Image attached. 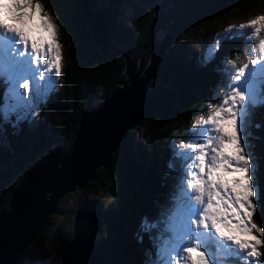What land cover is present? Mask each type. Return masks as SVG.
Returning a JSON list of instances; mask_svg holds the SVG:
<instances>
[{"label":"trees","instance_id":"trees-1","mask_svg":"<svg viewBox=\"0 0 264 264\" xmlns=\"http://www.w3.org/2000/svg\"><path fill=\"white\" fill-rule=\"evenodd\" d=\"M149 1L145 0V4ZM121 2L110 0L105 5L102 0H41L44 11L62 24L65 62L61 100L60 104L43 105L40 119L44 117V122L37 128L28 129L23 122L18 130L5 125V131L0 133L3 140L0 143V218L9 212L15 189L48 152L56 151L58 144L61 156L69 151L76 139L81 115L100 107L120 88L117 82L127 76L129 63L134 62L138 69L144 62L146 68L152 55L153 36L168 34L173 35V40L158 76L146 85L144 111L127 128L121 145L110 153L105 166L94 170L92 180L57 201L43 231L26 246L17 264L35 259L43 248L44 232L53 225L52 220L58 214L62 223L56 226L54 233L52 264H63L62 252L75 239V217L80 212L87 219L82 223L85 232L76 235L71 257L80 240L96 250L100 264H149L150 255L156 258L155 244L163 245L169 238L170 233L164 231L167 225L161 224L160 228L146 232L141 230V222L145 217L156 220L163 208L174 207L172 196L181 179L179 161L174 162V142L180 145L185 138L193 139L194 132L201 131L197 124L188 126L185 131V124H191L195 115L222 93L224 83H229L226 75L229 64L224 57L206 66L201 64L197 60L199 56L187 47L186 36L202 25L210 28L213 23H226L234 12L242 16L254 8L264 10V0H156L151 6L133 4V13H126ZM64 7H69L70 11L63 10ZM86 7L101 20L100 35H96ZM97 37L108 49L106 53ZM5 86L4 81H0V97ZM206 96L208 99L204 100ZM252 112L248 117L251 118L248 143L255 156L254 182L258 189L253 220L264 228V107ZM22 126L27 133L23 134ZM140 128L142 138L135 139ZM189 132L191 136H187ZM170 163L174 166L169 167ZM101 190L104 193L100 194ZM107 193L110 200L101 196ZM72 199V207L61 209L58 206ZM176 211L181 213L178 206ZM92 221L98 224L96 228L90 227ZM172 223L175 231L174 221ZM86 237H90L91 242H86ZM259 251L261 264H264V247Z\"/></svg>","mask_w":264,"mask_h":264},{"label":"snow or ice","instance_id":"snow-or-ice-1","mask_svg":"<svg viewBox=\"0 0 264 264\" xmlns=\"http://www.w3.org/2000/svg\"><path fill=\"white\" fill-rule=\"evenodd\" d=\"M37 17L40 23L34 24ZM35 28L41 30L39 38L32 35ZM246 28H252V33H245ZM262 31L264 15L232 25L218 34L215 49L209 48L203 57L204 63L210 62L222 40L237 37H246L249 51L255 56L250 61L252 69L248 77L245 78V70L249 64H244L232 77L240 83L229 84L224 96L210 105L207 118L202 117L209 127L194 132L193 141L187 145L195 155L175 154L181 179L172 196L174 207L163 208L159 218L145 217L141 223L142 231L166 224L164 231L170 233L163 246L157 243L156 258L150 255L149 264H240V261L261 264L259 249L264 247V228L251 222L255 212L253 198L258 189L254 182L255 156L248 143V117L253 106L264 104V89L258 90V82L264 83V63L258 65L264 61ZM61 61L58 26L44 11L40 0H0V81L7 85L0 97V133L5 131V125L16 127L28 119L60 74ZM258 66L261 76L257 79L254 74ZM45 72L53 74L41 85L37 76L44 80ZM29 91L31 96L27 95ZM173 166L170 163L169 167ZM185 184L197 193L196 204L191 203L192 194ZM177 206L183 223L178 231H173Z\"/></svg>","mask_w":264,"mask_h":264},{"label":"water","instance_id":"water-1","mask_svg":"<svg viewBox=\"0 0 264 264\" xmlns=\"http://www.w3.org/2000/svg\"><path fill=\"white\" fill-rule=\"evenodd\" d=\"M96 40L106 53L108 49L102 41L98 37ZM172 40L173 35L166 34L159 39L154 35L152 55L146 68L144 62L137 69L134 62L128 61L127 76L117 82L120 88L100 107L86 110L81 115L77 136L69 151L61 156V146L56 145V151L48 152L15 189L9 212L0 218V264H17L26 246L43 231L57 201L67 192L84 186L98 166L107 164L104 162L121 145L127 128L144 111V90L149 80L158 76ZM83 219L86 218L81 212L75 217L77 236L85 232L84 229L83 233L79 231ZM76 235L62 252L63 264H71V247L77 240ZM90 240V237L85 239L86 242ZM80 242L78 240L77 244ZM73 254L77 261L82 258L77 248ZM94 256L85 258L83 262L80 260L78 264H88Z\"/></svg>","mask_w":264,"mask_h":264},{"label":"rangeland","instance_id":"rangeland-1","mask_svg":"<svg viewBox=\"0 0 264 264\" xmlns=\"http://www.w3.org/2000/svg\"><path fill=\"white\" fill-rule=\"evenodd\" d=\"M84 1H86V0H84ZM129 1H132V2H129ZM154 1H156V0H150L148 2V4H145V0H122L121 4L123 6L124 12L133 13V10H134L133 4L139 3L140 5L151 6V4ZM40 2H41V0H40ZM102 3L107 5V4L110 3V0H102ZM150 8H149V10H150ZM62 9L63 10L67 9L68 11H70L69 7H67V8L64 7ZM86 9H87V7H86ZM87 13H88V16L93 19L94 30L96 31V35L97 34L100 35L102 33V31H103V24H102L101 20L98 17H95L93 14H91L88 11V9H87ZM260 15H264V10L262 8H254L253 10L249 11V13H247L246 15H242V16H239L238 12H234V13L231 14V16L227 17L226 23L218 24V25L213 23L212 26H210L209 23H207L210 26V28H207V25H205V26L202 25L199 28H196V29L192 30L186 36V40H185L186 41V45L190 49V51L192 53H195L197 56H199V57H197L198 62H200L201 64H205V66H206L207 63L203 62V57H204L205 53L208 52L209 48L215 49V47H216L215 40H216L218 34L224 33L225 30L228 29L232 25L238 26L240 24H244L247 21H250V20H252V19H254V18H256L257 16H260ZM52 19H53V22L58 26V43L61 46V55H62V47H63V45L61 43V37H62L61 28H62V24L56 18H52ZM33 23L34 24H39L40 23L39 17H37V19ZM252 31H253L252 28H246L244 30V32L248 33V34L252 33ZM40 34H41V30L40 29H38V28L33 29V31H32V35L33 36H36L37 38H39ZM44 35L46 36L47 33H44ZM165 35L166 34L157 33L156 34V38L159 39V38H161V37H163ZM260 36L262 38H264V31H262L260 33ZM240 38H242V37H237V38L230 39V40H227V41H223L222 40L220 42V44H219V50L215 51L214 58L211 59V61H213V62L214 61L218 62V59L220 57H224L223 59H224L225 63L229 64L228 69L226 70L227 78H229L228 85L229 84H239L240 83V81H236V80L232 79V77H234L236 74H238L239 69L241 67H243V65L246 64L249 61V69L245 70L246 71V77L245 78H247L248 75L251 73V69H252V65H251L250 61H251V59L255 58V56L252 55L250 53V51H249L250 44H246V37H243L242 39H240ZM240 40L241 41L245 40V42L241 43ZM253 43H256V41L253 40ZM222 54H225L226 56H222ZM256 54H259V53H256ZM64 62L65 61H64V59L62 57L61 72H60V74L58 76L55 77V79L52 82L49 90L47 91V94L41 100H39L36 103V105L34 107V110L29 115L28 119L22 120L21 122H19V124L16 127H13V130H18L20 128V123H23V122L27 123L28 129L37 128L40 125L41 122L42 123L44 122V120H43L44 117L40 119L41 112L43 111L42 110L43 105H48L49 106L50 102H53V103H56V104H60L61 94H62V72H63ZM260 63H264V61L258 62V65ZM40 67L44 68L45 66L41 65ZM52 74L53 73L45 72V79L44 80H40L39 76H37V80H38V82L41 85H45L47 76L48 75H52ZM254 75L257 77V79L261 76V72L259 70V66L257 67V70H256ZM29 83H30V88H31L32 87V82L30 81ZM228 85H226L224 83V87L222 89V93L220 95L215 96V99H214L215 101L209 103L207 108H205V103H203L202 108L203 109L205 108V109L203 111H201V112H198L195 115V118H193L191 120V124H189V125H188V123L185 124V131L187 130L188 126H189V128H191L192 124L199 125L201 130L203 128L209 127L208 125L204 124V120L202 119V117L204 119L207 118V116L209 114L208 113V109L210 108V105L217 103L218 100L221 97L224 96V91L227 90V86ZM6 87H7V85L2 89L3 92L6 91ZM262 89H264L263 83H259L258 82V90H262ZM21 91L23 92L24 90L21 89ZM27 95L31 96V91H29L27 93ZM206 99H208L207 96H206V98L204 100H206ZM262 107H264V105H262L260 103H258L255 106H253V108L251 109L253 111L252 114L255 113V111H259ZM48 117H50V116H48ZM257 120H258V118H257ZM248 121H249V125H250L251 118H248ZM255 122H256V120H255ZM21 128H22L23 134L27 133V131L25 130V128L23 126ZM229 130H230V128H229ZM142 133H143V129L142 128L137 130L135 139L142 138ZM191 135L192 134L190 132L187 134V136H191ZM2 141L3 140H2L1 134H0V143H2ZM192 141H193L192 138H185V140L183 142H181L180 145H177V143L174 142V145H173L174 146V151L176 153H190L191 152V153H193V155H195V152L193 151V149L187 147V145L190 142H192ZM214 143H215V140H214ZM181 145H184V147H181ZM208 151H211V149L209 148ZM179 166H180V163H179ZM193 171L195 172V171H197V169L194 168ZM92 179L93 178H91V180ZM189 179H191V177H189ZM76 189H80V188L77 187ZM73 191H75V190H72L70 192H73ZM102 192L103 191L101 190L100 194ZM188 192H191L193 198L197 194L195 192H192L191 189H188ZM94 195H98V194H94ZM109 195L110 194L107 193V194H104V195H101V196L105 200H110V196ZM91 196H93V195H90V197ZM254 199H255V197L253 198V200ZM73 200L74 199H72L68 203L58 204V206L61 209L62 208L65 209L66 207H72L74 205V201ZM93 200H98V198L93 196ZM254 203H255V201H254ZM193 204H196V203L193 202ZM255 212H256V203H255ZM85 220H87V219H83L82 223ZM234 222L235 221L233 219V223ZM251 222L254 223V220L252 219ZM52 223H53L54 226L52 225L47 231L44 232L45 235H44V240H43V248L36 253L35 259L30 261V263H27V264H52V262L54 261V257H55L54 246H55V244H54V239L53 238H54V233L57 232L56 226H60L61 223H62L61 222V215L58 214L52 220ZM91 223H92V226H90L91 228L92 227L96 228L98 226V224L93 222V221ZM82 226H83V224L81 225V222H80L79 231L81 233H83V227H84V226L83 227ZM133 236H134V234H133ZM150 237L153 239V235L150 234ZM155 245H157V243ZM161 246H163V245H161ZM77 250H78L79 255L82 256V258L80 259L81 262L85 261V258L89 257V244L80 242V244H77ZM55 252H56V250H55ZM93 253L95 255V258H93L94 260H92L90 262V264H100V260L98 259L96 250H93ZM222 255L223 254H221V256ZM259 260H260V258H259ZM73 262H76V261H73ZM260 262H261V260H260ZM253 264H255L254 261H253Z\"/></svg>","mask_w":264,"mask_h":264},{"label":"clouds","instance_id":"clouds-1","mask_svg":"<svg viewBox=\"0 0 264 264\" xmlns=\"http://www.w3.org/2000/svg\"><path fill=\"white\" fill-rule=\"evenodd\" d=\"M92 249H93V248H92V247H90V245H89V250H90L91 256H92V255H94V253H93V250H92ZM74 256H75V255L73 254V255H72V258H73V259H72V261H76V262H77V264H78V261L76 260L77 258H75ZM94 257H95V256H94ZM98 257H99V256H98ZM92 260H94V259H93V257H92ZM72 261H71V262H72ZM71 262H70V263H71ZM88 264H90V262H89Z\"/></svg>","mask_w":264,"mask_h":264},{"label":"bare ground","instance_id":"bare-ground-1","mask_svg":"<svg viewBox=\"0 0 264 264\" xmlns=\"http://www.w3.org/2000/svg\"><path fill=\"white\" fill-rule=\"evenodd\" d=\"M93 258H95V257H93ZM78 262L81 263L80 259H78ZM71 264H77V263L72 261Z\"/></svg>","mask_w":264,"mask_h":264}]
</instances>
